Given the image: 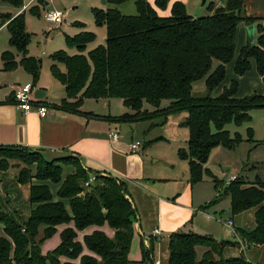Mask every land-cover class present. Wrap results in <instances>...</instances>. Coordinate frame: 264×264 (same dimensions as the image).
I'll return each instance as SVG.
<instances>
[{
    "label": "trees",
    "instance_id": "obj_1",
    "mask_svg": "<svg viewBox=\"0 0 264 264\" xmlns=\"http://www.w3.org/2000/svg\"><path fill=\"white\" fill-rule=\"evenodd\" d=\"M11 1L22 5V0ZM106 1L107 10H92L95 24L106 28L105 44L89 50L97 35L83 30L75 36L66 35V45L76 54L60 50L50 58L52 76L66 91L59 108L78 112L86 99H120L131 112L118 117L92 114L117 124L158 117L164 118L165 124L170 115L186 112L182 126L189 130V140L178 156L189 163L191 183L202 182L205 174L212 175L205 166L215 148L234 150L244 142L239 133L232 136L226 127H241L251 122L253 110L264 111V94L255 91L241 98L238 81L252 69L254 61L264 82L263 19L247 16L243 0H227L226 6L216 9L211 3V14L201 18L189 15L181 1L174 3L169 17L160 16L148 0H136L137 15H124L118 9L128 0ZM169 2L156 0L155 6L165 10ZM39 4L45 1L39 0ZM38 10L39 5L29 11L35 14ZM1 17V26L7 24L10 47L22 55L17 62L13 51L4 52L0 57L3 70L11 72L21 66L37 84L42 60L29 56L32 36L26 29L25 12ZM241 24L256 25L258 37L256 43L247 44L237 53ZM75 25L85 29L83 23ZM214 61L218 66L212 71ZM231 63L237 78L214 97L215 89L227 78L226 65ZM202 79L207 94L198 97L194 95V85ZM165 100L170 105L160 109ZM147 104L156 110L145 109ZM247 142L253 143L254 148L260 145L251 128ZM17 160L26 167L18 173V182L30 187L32 210L26 221L19 222L0 202L4 233L0 237V264H75L72 261L78 259L81 264H139L129 257L137 211L124 181L99 172L96 181L86 187L88 173L77 157L48 161L42 153L27 148L0 147V170L9 169L10 161ZM61 165L72 166L75 171L65 175ZM224 193L230 198L233 216L256 209L254 229L239 227L236 231L247 246H264V183H248L237 177ZM71 223L74 227L61 233V244L44 255L42 246L57 233V227ZM106 224L114 236L100 230L86 235L84 245L95 256L83 255L84 245L78 240V232ZM227 245L207 236L177 232L169 238L170 264H255L244 257L225 258L222 252ZM199 247L206 249L201 259L197 255ZM142 255L141 263L151 264L153 244L147 249L142 243Z\"/></svg>",
    "mask_w": 264,
    "mask_h": 264
},
{
    "label": "crops",
    "instance_id": "obj_2",
    "mask_svg": "<svg viewBox=\"0 0 264 264\" xmlns=\"http://www.w3.org/2000/svg\"><path fill=\"white\" fill-rule=\"evenodd\" d=\"M29 1L23 0V7ZM155 1L148 0L162 17L171 15L175 2L181 1L186 5L185 0H170L168 7L165 10H161L156 8ZM211 3L216 9L226 6L227 0H214ZM243 3L247 16L263 19L262 24L264 26V0H243ZM45 4L47 5V2ZM34 5L38 6L39 0L28 9L24 10L22 7L17 13L11 14L19 15L30 10ZM1 16L0 19L2 20ZM66 20L67 18L65 22ZM74 26L73 29L76 30V33L73 36L83 30H88L86 24L85 29L77 25ZM254 26V43H256L258 33L256 25ZM247 27L249 26L245 24L240 25L237 53L244 46L251 43ZM2 28H7V24L0 25V29ZM99 28L105 30L104 35H101V37L106 39V28ZM7 51H13L16 54V61L20 62L22 55L11 47ZM29 56L35 57L31 55L30 51ZM3 66V62L0 63V147L27 148L42 153L49 160L67 156L77 157L87 171L89 178L100 172L124 181L128 187L129 198L137 211L134 221V238L129 254L132 261L142 264V243H144L147 249H150L153 244L151 264H170L169 238L174 233L182 232L195 233L213 238L218 242L228 243L222 252L225 258L244 257L255 264L263 262L264 246L258 248L247 246L246 242L236 231L239 227L248 230L254 229L256 209L233 216L231 214L230 198L224 194L225 188L232 179L240 176L237 174L238 170L236 169V175L231 176L227 183H224L223 179L219 180L211 171L212 175H204V177H210L211 183H206L207 180L197 184L191 183L189 163L181 160L178 156V151L186 149L188 145L189 130L182 126L187 114L180 125L181 128L188 132V140L184 141L183 145L175 142V140L165 139V137L156 138L157 136H155V139L144 141L141 150L132 152L130 149L131 144L140 141L135 139L137 136L136 123L138 122L117 124L93 116L118 117L131 112L129 108L124 106L122 100L124 107L121 111L122 113H115L111 108V101L114 99L96 100L108 103V105L106 104L108 111L105 113L97 114L95 113L96 111L85 109L86 101L93 99H86L78 112H69L59 108L62 100L66 98L65 87L62 84L58 85V88L54 87L53 94L48 93L44 99L39 100L36 98L38 95L44 94L42 91L46 90L44 83L41 82L34 86L32 96L36 102H43L49 107V114L46 118H41L36 112L26 114L16 104L14 93L17 88L31 84L32 76L21 66L11 72L4 71ZM60 67L62 71H65L63 66ZM226 70L227 78L223 85L215 89L213 92L214 97H218L224 88L230 86L232 80L237 78L234 73V63L226 65ZM238 81L239 97L241 98L252 95L255 86L258 84L262 83L264 86L263 78L257 72L254 61L252 62V69L244 76L239 77ZM56 83L52 82L51 84L54 85ZM61 87L64 89V95L55 96L54 93L61 91ZM249 128L253 129L248 127L246 134L240 131L230 133L232 136L236 133L243 135L244 142L242 144H246ZM253 131H255V138L257 131L256 129H253ZM112 133H119V139L113 140L111 137ZM254 140L259 142L257 139ZM163 143L167 148L160 150V153L156 156L157 160H151L150 155L153 152L150 153V151L153 145L158 146ZM222 149L225 152L226 150H235ZM253 149L255 150L256 148L253 147ZM248 157L250 156L248 155ZM221 162L225 165L231 164V159L227 152ZM248 165L243 164L242 169L245 170ZM205 168L207 167L205 166ZM244 179L248 183H253L257 180H261L264 183L261 176L252 178L247 175ZM204 183L210 185L213 190L207 196L203 193L205 190L203 188ZM198 187H202L199 192ZM29 189V186L19 184L17 169L10 167L7 170H0V202L1 197H4L6 204L1 202L2 206L16 221H26L31 215L32 207L29 201ZM247 217L248 220L246 219ZM228 221L234 222L233 227L227 226ZM68 227L73 228L74 224L57 227V233L42 246L44 255L54 251L61 244V233ZM1 229L0 237H3L4 233ZM156 229L161 232L160 235L154 234ZM98 230L103 231L111 238L114 236V231L106 224L103 227L91 226L83 232H78V240L84 245V237ZM205 250L202 247L197 249L199 259L202 258ZM83 255L95 256L85 245ZM62 260L69 261L67 258H62ZM72 262L81 264L79 259Z\"/></svg>",
    "mask_w": 264,
    "mask_h": 264
},
{
    "label": "rangeland",
    "instance_id": "obj_3",
    "mask_svg": "<svg viewBox=\"0 0 264 264\" xmlns=\"http://www.w3.org/2000/svg\"><path fill=\"white\" fill-rule=\"evenodd\" d=\"M43 1L47 2V5L39 4L40 9L38 11H35V14L30 13L29 10L25 12V23H26L27 31L32 36L31 44L29 46V51L31 55L42 60L41 75L37 84L43 82L44 88L46 90L42 91L44 94L38 95L36 97L39 100L44 99L48 93L53 94L54 87L58 88V85L60 86L61 84L59 81H56L52 76L50 69L52 64V61L50 59L51 56L60 50H65L71 55L76 54V50L69 48L66 45V40H65L66 35L73 36L76 33V30L73 29L76 23L78 22L85 23L88 27L87 31L93 32L98 36V39L88 46L89 50L94 49L98 45L105 44V40H106L105 37H101V35H104L105 30L100 29L95 24L92 10L94 8L107 10L109 7L106 0H43ZM135 1L136 0H128L126 3L118 6V8L124 15H137V8L135 5ZM185 1H186L185 3L188 14L192 15L194 18H201L211 14L208 7L210 3L214 0H208L205 6H202V0H185ZM23 5H24L23 0H22V5L19 6L13 4L11 0H0V16L5 14L17 13L19 10L22 9ZM35 5L33 8H35ZM55 11L60 12L66 16L67 20L66 22L63 23L64 25L51 24L45 20L44 15L46 14V12H55ZM1 23L2 20L0 19V25ZM9 37L10 35L7 28L0 29V57L3 54V52L10 49ZM0 63H2L1 59H0ZM217 66L218 63L214 61L212 71ZM52 82L55 83L57 82V83L52 85L51 84ZM31 85L36 86L33 77H32ZM255 91L257 93L264 94V86L262 85V83L255 86L253 93ZM206 94H207V90L205 85V79H202L197 83H195L194 95L201 97V96H205ZM54 95L55 96L64 95V89L62 88L61 91L55 92ZM111 102H112L111 108L113 109V111L115 113H122L121 111L124 109L122 101L120 99H114ZM106 104L108 105V103H106L105 101L87 100L85 103V109H91L93 111H96L95 113L97 114L105 113L106 111H108ZM169 105H170V101L165 100L162 102L160 109H166L168 108ZM145 109L149 110L150 112L156 110V108L148 104L146 105ZM186 114H187L186 112H183L176 115H170L168 117V120H166L165 124H163L165 119L162 117H158L157 119L154 120H146V121L138 122L136 123L137 136L135 137V139L140 140L141 143L143 144L144 141L148 139H155V136H157L156 138L165 137V139L175 140V142L183 145L184 141L188 140V132L183 128H181L180 125L183 122L184 118L186 117ZM251 116H252V121L250 123H246L242 127H237L234 124H230L226 127V129L229 130L231 133H234L235 131H240L246 134V129L248 127H252L254 130L256 129L257 131L256 137L254 139H257L260 142V145L254 150L253 149L254 144L246 142V144L240 145L234 151L226 150L227 154H229V157L231 159V164L228 165L222 164L221 162L223 157L226 155V152L222 149L223 147H217L214 151H212V154L208 161L209 163L206 165V167L209 168L210 171L214 175H216L219 180L223 179L224 183H227V181H229L231 176L236 175V169L238 170L237 174H239L240 176L247 177V175H249L252 178L256 176H261V178L264 180V111L260 109L253 110L251 112ZM162 148H167V146H164V143L158 146H156L155 144L153 145L150 151V153L153 152V154L150 155L151 160L153 159L155 161L158 159L156 156L158 155V153H160V150ZM249 149L250 151L248 152ZM248 155L250 157H248ZM44 158L48 161H52L51 159L49 160L46 157ZM57 159H61V158H57ZM57 159H53V160H57ZM10 163H11L10 164L11 167L17 169V173L26 169L25 165L22 164V162H20L19 160L10 161ZM243 164H249L248 165L249 167L247 166L245 170H243L242 169ZM61 166L63 168L65 175L73 173L75 171V169L72 168V166H65V165H61ZM31 170L33 171L32 172L33 174L37 173L36 166H33ZM244 177L241 178L244 179ZM203 180H207L206 183H211L210 177H204ZM206 183H204L203 185V188L205 189L203 193L204 195L207 196L208 194H210V191L213 192V190L211 186ZM201 188L202 187H198V192L202 190ZM225 196L227 195L225 194ZM1 202H4L6 204V202L4 201V197H1ZM246 219L248 220V217ZM262 257L264 258V253L262 254ZM260 264H264V260Z\"/></svg>",
    "mask_w": 264,
    "mask_h": 264
},
{
    "label": "built area",
    "instance_id": "obj_4",
    "mask_svg": "<svg viewBox=\"0 0 264 264\" xmlns=\"http://www.w3.org/2000/svg\"><path fill=\"white\" fill-rule=\"evenodd\" d=\"M38 0H30L24 7L23 9H28L33 3L37 2ZM45 20L48 23L51 24H57L61 25L65 22L66 16L63 15L60 12H46L44 15ZM33 90L34 86L31 84H27L23 87H19L16 89L14 93V99L16 104L20 109H22L26 114L30 112H36L41 118H46L49 114V107L43 103V102H36L33 99ZM111 137L113 140H118L119 139V133H112ZM143 147V144L141 142H134L131 144L130 149L132 152H138L141 150ZM236 177H234L232 180H235ZM96 181V174L92 175L89 180L85 183L86 187H89L90 184L94 183ZM234 222L233 221H228L227 226L233 227ZM155 235H160L161 232L156 229L154 231Z\"/></svg>",
    "mask_w": 264,
    "mask_h": 264
},
{
    "label": "water",
    "instance_id": "obj_5",
    "mask_svg": "<svg viewBox=\"0 0 264 264\" xmlns=\"http://www.w3.org/2000/svg\"><path fill=\"white\" fill-rule=\"evenodd\" d=\"M208 0H202V6H205ZM247 32H248V36L250 39L251 43H254L255 40V26L254 25H250L247 28Z\"/></svg>",
    "mask_w": 264,
    "mask_h": 264
}]
</instances>
